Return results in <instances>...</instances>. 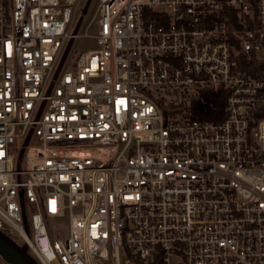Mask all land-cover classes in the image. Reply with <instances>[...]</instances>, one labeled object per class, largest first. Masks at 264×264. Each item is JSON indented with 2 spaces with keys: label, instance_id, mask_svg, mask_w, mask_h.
I'll return each mask as SVG.
<instances>
[{
  "label": "built area",
  "instance_id": "obj_1",
  "mask_svg": "<svg viewBox=\"0 0 264 264\" xmlns=\"http://www.w3.org/2000/svg\"><path fill=\"white\" fill-rule=\"evenodd\" d=\"M78 2L0 0V231L39 264H264V0H99L74 36Z\"/></svg>",
  "mask_w": 264,
  "mask_h": 264
},
{
  "label": "water",
  "instance_id": "obj_2",
  "mask_svg": "<svg viewBox=\"0 0 264 264\" xmlns=\"http://www.w3.org/2000/svg\"><path fill=\"white\" fill-rule=\"evenodd\" d=\"M93 0H87L81 15L77 21L75 30H74V36L78 34V32L81 29V26L88 14V11L90 9V6L92 4ZM75 40L72 38L64 52V55L61 59L60 65L57 69L56 75L54 77L53 83L51 85V88L54 85V82L58 78L73 46H74ZM27 144V143H26ZM24 151H22L20 157H19V166L20 162L22 161ZM21 198L23 199V193L21 192ZM23 207V217H24V224L25 229L27 232V235H30V228L28 225V221L26 218V213L24 209V204H22ZM0 258L6 263V264H39V262L29 253V249L27 244H24L23 246L16 243L11 237L6 235L5 233L0 231Z\"/></svg>",
  "mask_w": 264,
  "mask_h": 264
},
{
  "label": "rangeland",
  "instance_id": "obj_3",
  "mask_svg": "<svg viewBox=\"0 0 264 264\" xmlns=\"http://www.w3.org/2000/svg\"><path fill=\"white\" fill-rule=\"evenodd\" d=\"M86 2H87V0H79V2L76 4V8H77L76 17L78 15V19L81 15V12H82ZM98 4H99V0H93L92 1V4L90 6V9L88 11V14L84 20L83 26H82L81 31H80L82 34H85L86 26L89 23V21H91V19L93 18ZM97 32H98V27L95 24L90 28L89 35L91 37H93V36L97 35ZM95 49H97V43L93 38L84 37V38H80V39L76 40L74 43V46H73V48L69 54V57L67 59V64L64 67L63 71H68L70 63L74 62L80 54L85 53V52H89V51H93ZM28 220H30V214L29 213H28ZM53 225H54L55 233L59 236V238H61L62 240H66L68 237V234H69L68 218L66 217L63 219H56L53 221ZM121 256H122V259L126 258V253L124 250H122Z\"/></svg>",
  "mask_w": 264,
  "mask_h": 264
},
{
  "label": "trees",
  "instance_id": "obj_4",
  "mask_svg": "<svg viewBox=\"0 0 264 264\" xmlns=\"http://www.w3.org/2000/svg\"><path fill=\"white\" fill-rule=\"evenodd\" d=\"M242 62H244V58L241 59ZM210 102L212 103V106L209 108V112L206 115L199 114L196 116L199 119H204V120H221L224 118V112H223V107H224V101L222 99H217V98H211L209 99ZM261 118L264 119V112L261 114Z\"/></svg>",
  "mask_w": 264,
  "mask_h": 264
},
{
  "label": "crops",
  "instance_id": "obj_5",
  "mask_svg": "<svg viewBox=\"0 0 264 264\" xmlns=\"http://www.w3.org/2000/svg\"><path fill=\"white\" fill-rule=\"evenodd\" d=\"M0 264H6V263L0 258Z\"/></svg>",
  "mask_w": 264,
  "mask_h": 264
}]
</instances>
